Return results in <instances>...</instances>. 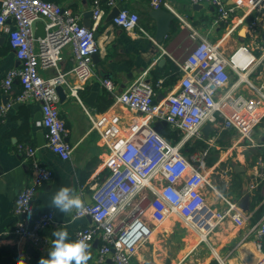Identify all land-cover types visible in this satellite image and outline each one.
Wrapping results in <instances>:
<instances>
[{"label":"built area","instance_id":"obj_1","mask_svg":"<svg viewBox=\"0 0 264 264\" xmlns=\"http://www.w3.org/2000/svg\"><path fill=\"white\" fill-rule=\"evenodd\" d=\"M118 1L121 0H108L109 7L116 6ZM187 1L191 5L212 6L216 25L228 23L234 11L224 0ZM150 5L152 9L171 10L163 0H151ZM259 5L260 0L246 1L252 11ZM105 13L101 0H92L93 27H86L78 14L49 0H2L0 7V35L6 31V23L11 22L12 28L6 33L19 62L17 68L6 72L2 80L4 92H8L17 80L20 92L14 102H39L45 146L61 160H68L73 147L66 140L67 127L60 116L55 90L57 86H67L68 93L84 109L91 128L99 134L107 151L104 162L107 174L95 185L91 202L85 204L84 211H75L73 215V218L89 216L91 225L78 229L74 240L86 238L90 248L95 240L101 241L97 264H103L108 254H111L112 264H132L133 256L148 241L154 228L173 216L199 234L200 240H205L219 225L229 221L239 229L249 224L236 249L246 243L252 244L256 264H264V216L250 223L251 214L242 211L236 201L218 193L223 208L215 210L208 206L205 191L215 190L205 165L207 151L189 156L182 153L186 142L204 139L201 129L205 124L219 125L223 130L233 129L241 140L252 143V129L264 119V82L255 85L243 74L254 61L249 48L241 46L229 56L225 55L218 43L209 42L178 17L195 45L185 59L177 63L180 79L173 91L157 101L161 81L155 84L148 81V70L118 93L114 92L111 80H102L114 104L143 118L128 138H112L105 130L106 116L94 118L79 95L94 75L92 56L99 51L94 25ZM39 21L44 25L43 39L35 38V25ZM111 22L126 32L147 35L139 27L138 15L127 9H119ZM247 32L254 41L261 39L257 18L251 19ZM66 46L71 47L73 54L71 70L44 78L43 70H58ZM240 54L245 56L242 64L238 62ZM68 74L75 78V84H68ZM232 74L236 76L234 84H231ZM240 84L247 93L233 92L232 88ZM9 107L1 108V113ZM161 121L181 132V138L172 142L157 133L150 123ZM19 149L30 161L31 180L15 198V213L21 219L7 235L40 243L43 231L58 223L52 212L34 216L31 203L38 189L52 179L53 173L35 158L34 148L19 146ZM255 165L261 174L264 173V153L257 156Z\"/></svg>","mask_w":264,"mask_h":264},{"label":"crops","instance_id":"obj_2","mask_svg":"<svg viewBox=\"0 0 264 264\" xmlns=\"http://www.w3.org/2000/svg\"><path fill=\"white\" fill-rule=\"evenodd\" d=\"M49 1L71 9L80 16L82 24L84 14L90 12L92 6V0ZM150 1L121 0L116 4L118 9L135 12L139 17V27L147 35L139 34L138 31L126 32L114 26L112 20L107 22L108 14L115 7H109L108 0H101V4H105L103 8L106 13L94 25L95 33H97L95 39L99 45V51L92 60L94 75L79 95L94 118L106 116L105 130L112 138H128L139 127L143 118L114 104L111 94L103 87L102 80H111L114 84V92L118 93L124 91L142 72L148 70V81L152 84L161 81V88L157 89V101L173 91L180 79L177 63H181L195 45V42L188 37V29L181 27L178 17L183 18L191 28L197 30L209 42L218 43L225 55L229 56L241 46L249 48L254 61L249 66V71L243 74H247L248 79L255 85L264 82V73H262L264 72V40L261 38L254 41L247 32L246 25L248 19L251 21L257 18L258 31L264 34V0H260L258 9L253 11L246 6L247 0H224L225 5L234 8V11L229 22L220 25L214 24L215 10L210 5L195 6L187 0H163L169 4L171 10H165L174 16V20L170 23L169 31L161 43L154 40L156 22L150 16L153 10ZM1 6L2 0H0ZM89 27H93L91 19ZM5 28L6 31L0 35V264H14L21 258L24 264H39L41 257L48 258L52 240L55 239L52 235L54 231L66 229L69 240H74L78 229L91 225L89 216L73 218L75 210L68 214L61 213L51 204V200L61 187L67 186L71 190L70 194L75 192L85 204L90 203L95 185L107 174L104 166L107 151L99 134L91 128V122L84 109L68 93L67 86H62L66 98L61 102L58 100V107L60 116L67 127L66 140L73 147L71 157L68 160H61L45 146V140L43 145H38L37 134L41 133L44 137L41 119H35L37 114L41 115L39 102L20 103V106L14 108L15 97L20 92L18 81L15 80L12 83L8 92L2 89V80L6 72L19 66L6 33L12 28V23L8 21ZM255 51H259L258 55ZM72 66V50L70 46H66L62 50V60L58 70H43L41 74L48 79L59 72H69ZM66 79L69 85L76 83L71 74H68ZM232 79L231 84H234L236 76L233 74ZM232 89L234 93H247L243 84ZM91 94H94V105L90 111L85 100H88ZM107 101H110L109 106H106ZM8 105L10 106L8 110L1 113V108ZM155 123L150 124L153 126ZM225 131L230 132L223 140L228 143L233 138L234 130H223L219 125L205 139L208 144L213 140L209 147L217 152L216 160L209 173L216 171L222 165L226 166L229 159H232L233 150L237 151L235 157L239 164L237 166L232 164V172L223 183L216 185L213 182L215 191H205L206 202L208 206L218 210L222 209L223 205L216 191L238 204L244 196H248L247 209L243 210L239 207L246 214L252 215L250 223H254L253 218L259 212H264V173L261 174L255 165L257 156L264 153V119L252 129V143L245 141L248 145H242L240 138L232 145L224 147L218 145L216 142ZM19 146L34 148L35 158L53 173L52 179L38 189L31 203L34 216L52 212L58 223L57 226L43 231V241L40 243L7 235L15 223L21 219L15 213V198L31 180L30 161ZM248 151H255V154L249 155ZM244 152L248 153L247 157L243 155ZM226 222L235 229V233L230 235L227 241L211 243L208 238L224 223L212 231L205 240H200L199 234L187 228L178 217L173 216L161 226L154 228L151 237L138 248L133 256L132 264H246L240 254V248L236 249V245L246 233L249 224L239 229L229 221ZM247 244L252 251V244L246 243L243 246ZM101 245L100 240L93 242L88 264H97V253ZM103 264H112L111 254L107 255Z\"/></svg>","mask_w":264,"mask_h":264},{"label":"clouds","instance_id":"obj_3","mask_svg":"<svg viewBox=\"0 0 264 264\" xmlns=\"http://www.w3.org/2000/svg\"><path fill=\"white\" fill-rule=\"evenodd\" d=\"M70 188L65 186L57 191L51 200V204L61 213H77L84 211V200L72 192ZM55 239L52 240L51 249L48 258L41 257L39 264H88L91 259L89 251L90 245L86 242V238L69 240V233L65 230H56L52 233ZM17 264H24L21 258Z\"/></svg>","mask_w":264,"mask_h":264},{"label":"water","instance_id":"obj_4","mask_svg":"<svg viewBox=\"0 0 264 264\" xmlns=\"http://www.w3.org/2000/svg\"><path fill=\"white\" fill-rule=\"evenodd\" d=\"M195 6H197V5H195ZM118 12H119V9L115 6L111 10V12L108 14L106 21L110 22L114 17H116ZM150 16L156 22V32H155L154 40L157 43H161L169 31V25L174 20V16L165 9H153L150 12ZM90 19H91V11L86 12L84 14L83 25L86 27H89L90 26ZM249 22H250V20L248 19L246 21V25H248ZM44 36H45L44 25L42 22L39 21L35 25V38L36 39H43ZM96 36H97V33H95V38H96ZM261 38H262V40H264V34H262ZM94 58H95V56H92V60H94ZM55 90H56L59 102L63 101L66 98V93L64 92L63 87L57 86ZM85 103L87 104V106L89 107V110L91 111V109L94 105V94H91L89 96L88 100H85ZM20 105H21L20 103H16L13 105V107L16 108ZM35 119L40 120L41 115L37 114L35 116ZM166 126H167V124L164 121L156 122L153 125V129L157 133H160L161 130ZM214 130H216L215 126H212L210 124H205L201 129V133L203 135V138L207 139L210 132H212ZM37 143L39 146L44 144V137L41 133L37 134ZM239 206L243 210L247 209V207H248V196L243 197ZM240 254L242 255L243 259L246 261V264H256L257 256L251 251L250 246L248 244L240 248Z\"/></svg>","mask_w":264,"mask_h":264},{"label":"rangeland","instance_id":"obj_5","mask_svg":"<svg viewBox=\"0 0 264 264\" xmlns=\"http://www.w3.org/2000/svg\"><path fill=\"white\" fill-rule=\"evenodd\" d=\"M255 53H256V55H258L259 51H257V52L255 51ZM262 73H264V72H262ZM231 79H232V75H231ZM233 79H235V78L233 77ZM232 134H233V138H231V140H229L228 143L225 140L226 141L225 143H227L225 146L234 144V141H238V139L240 138V135L237 132L232 131ZM240 142H241L242 145H248L247 142H245V139H242ZM236 152L237 151L233 150V152H232V159H229L228 164L226 166H223L222 165V166L218 167V169L216 171L213 170L211 173H209L208 178H209V180H210V182H211V184L213 186H214L213 182H215V184L217 185L218 183L220 184V182L223 183L225 181L226 177H228L229 174H230V172H232L231 171L232 164H234L236 166L239 164V162L237 161V159L235 157L236 154H237ZM253 154H255V151L254 152H251V151L249 152V155H253ZM243 155L245 157H247L248 156V153L244 152ZM207 157H208V155L206 156V158ZM206 158H205V162L207 160ZM206 169H207L208 172L211 171V167L210 168H207L206 167ZM224 194L227 196V193L224 192ZM213 200L215 201L216 199H213ZM234 231H235V229L231 225L227 224V222H224V224H222L221 226H219L215 230L214 234H211L210 235V237L208 238V240L211 243L213 241L220 242V240L227 241V240H229L230 235H232L233 233H235ZM216 233H219V235H216Z\"/></svg>","mask_w":264,"mask_h":264},{"label":"trees","instance_id":"obj_6","mask_svg":"<svg viewBox=\"0 0 264 264\" xmlns=\"http://www.w3.org/2000/svg\"><path fill=\"white\" fill-rule=\"evenodd\" d=\"M105 4L102 3V6H104ZM106 99V96L104 97ZM110 105V101H107L106 106ZM165 139L172 141V142H176L181 138V132L177 131V130H172L169 126H166L162 129L161 133H160ZM230 134V132L225 131L222 132L220 139L217 140V144L224 147L227 143H225L226 141H223L224 139H226V137ZM207 151V155L208 157L206 158V162L205 165L207 168L211 167L213 165V163L216 160V151L212 148H210L207 144V142L204 139H196V140H192V141H188L185 143V145L182 148V153L184 155H191L193 153L196 152H204ZM223 187V186H221ZM264 215V212H259L254 218H253V222L257 221L259 218H261V216Z\"/></svg>","mask_w":264,"mask_h":264},{"label":"bare ground","instance_id":"obj_7","mask_svg":"<svg viewBox=\"0 0 264 264\" xmlns=\"http://www.w3.org/2000/svg\"><path fill=\"white\" fill-rule=\"evenodd\" d=\"M244 60H245L244 54L243 55L242 54L238 55V62H239V64H242L244 62ZM216 192L218 193V191H216Z\"/></svg>","mask_w":264,"mask_h":264}]
</instances>
